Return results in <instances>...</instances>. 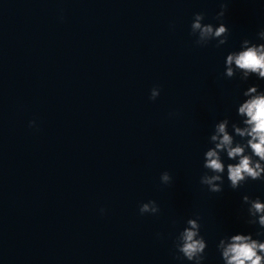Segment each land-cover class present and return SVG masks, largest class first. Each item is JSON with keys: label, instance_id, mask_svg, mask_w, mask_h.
Instances as JSON below:
<instances>
[{"label": "water", "instance_id": "95a60500", "mask_svg": "<svg viewBox=\"0 0 264 264\" xmlns=\"http://www.w3.org/2000/svg\"><path fill=\"white\" fill-rule=\"evenodd\" d=\"M221 2L227 43L197 45L193 13L218 23ZM261 26L264 0H0V264H189L173 237L196 213L205 264H221L216 242L255 230L241 197L264 181L211 193L203 151L248 83L264 87L223 75ZM149 199L158 214H140Z\"/></svg>", "mask_w": 264, "mask_h": 264}, {"label": "clouds", "instance_id": "9594fccd", "mask_svg": "<svg viewBox=\"0 0 264 264\" xmlns=\"http://www.w3.org/2000/svg\"><path fill=\"white\" fill-rule=\"evenodd\" d=\"M227 4L221 2L216 12L218 23L205 22V13L194 12L190 34L200 46L215 41V46L225 45L230 29L223 22ZM223 75L238 76L241 81L254 77L264 81V26L259 27L255 39L243 38L237 48L226 52ZM160 95L159 86L150 89L149 98ZM235 119L225 115L216 120L208 136V146L203 151L199 177L201 185L211 193L224 191L225 182L233 190L247 182L264 181V87L248 83L235 104ZM35 120L29 121L34 126ZM161 184H169L172 176L168 170L160 173ZM242 206L246 209L245 223L255 230H234L221 235L216 250L221 264H264V197L242 194ZM104 209H101L103 212ZM160 206L154 199L139 205L140 214H158ZM176 221H173L175 224ZM199 213L188 216L173 237L176 256L189 264H205L208 241L202 233Z\"/></svg>", "mask_w": 264, "mask_h": 264}]
</instances>
